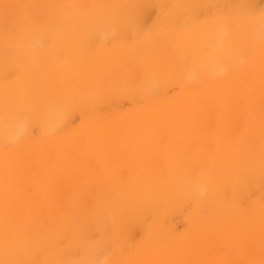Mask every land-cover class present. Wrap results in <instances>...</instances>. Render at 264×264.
<instances>
[{
    "label": "bare ground",
    "instance_id": "obj_1",
    "mask_svg": "<svg viewBox=\"0 0 264 264\" xmlns=\"http://www.w3.org/2000/svg\"><path fill=\"white\" fill-rule=\"evenodd\" d=\"M0 264H264V0H0Z\"/></svg>",
    "mask_w": 264,
    "mask_h": 264
}]
</instances>
